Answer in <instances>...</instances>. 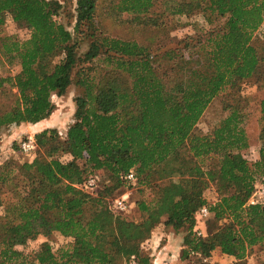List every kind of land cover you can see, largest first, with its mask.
<instances>
[{
	"label": "trees",
	"instance_id": "16d2710c",
	"mask_svg": "<svg viewBox=\"0 0 264 264\" xmlns=\"http://www.w3.org/2000/svg\"><path fill=\"white\" fill-rule=\"evenodd\" d=\"M112 1L113 13L132 14L144 23L156 2L182 14L186 0ZM190 1L204 16L224 19L222 25L197 39L184 38L173 50L153 53L99 32L97 0L76 1L72 32L54 19L61 9L58 0H0V27L9 13L29 31L23 41L1 39L4 56L17 59L20 72L0 79V97L13 98L10 104H0V129L46 120L53 111L50 98L66 93L79 64L97 62L103 73L95 83L85 69L77 70L75 84L83 93L74 99L73 123L64 141L53 129L36 134L43 148L31 163L19 165L21 179H16L10 162L0 167V195L24 187L19 201L0 220V264H151L140 245L150 242L151 231L164 216L165 227L187 233L184 259L217 252L241 261L248 250L264 244V205L247 204L256 180L264 184V139L258 159L247 161L242 153L250 142L235 108L209 133L195 129L220 93L247 79L264 84V57L251 45L264 22V0ZM76 38L89 40L82 56ZM56 56L59 61L44 69ZM259 109L264 129V100ZM65 152L71 158L63 163L58 156ZM160 165L171 175L185 172L190 181L184 186L171 182L166 189L157 185L153 204H139L147 216L139 224L124 222L102 207L100 197L73 184L78 177L85 182L107 171L106 189L136 186L152 180ZM130 172L134 183L124 179ZM211 182L217 183L218 197L209 204L203 191ZM201 208L212 216L205 237L195 235ZM54 232L72 240L57 255L47 244L28 255L16 249Z\"/></svg>",
	"mask_w": 264,
	"mask_h": 264
},
{
	"label": "rangeland",
	"instance_id": "374dc122",
	"mask_svg": "<svg viewBox=\"0 0 264 264\" xmlns=\"http://www.w3.org/2000/svg\"><path fill=\"white\" fill-rule=\"evenodd\" d=\"M58 1L61 4V9L54 19L65 26L68 31L72 32L75 24L77 0ZM112 3V0H97L95 25L98 31L108 37L136 42L153 53L173 50L184 38L193 37L197 39L208 30L220 27L224 21V19L220 17L204 16L199 11V6L190 0H186L183 4L182 14H175L169 10L162 1L156 2L150 13L146 14L145 18L148 19V21H143L144 23L141 22V17L137 18L132 14L113 13ZM206 17L210 18V22L207 21ZM153 22L157 24H151ZM3 37L23 41L28 39L29 31L26 28L18 26L13 21L11 14H4V23L0 27V79L7 77L13 78L20 72V66L17 59L8 60L7 57L4 56V52L1 48V39ZM77 39L79 38L75 40ZM88 42L89 40L87 39L81 41L77 40L78 55L82 56L87 52ZM251 45L264 57V22L254 33ZM59 59L60 57L58 56L49 58L43 64V68H49L57 63ZM97 66V62L79 64L72 73L74 83L67 89L66 93L60 97L53 95L50 98L53 111L47 119L52 121L54 126L45 130H56L60 141H64L65 133L73 123L75 112L74 99L83 93V89L75 84L78 79L77 70L81 68L85 69V73L89 74L94 82L97 83L103 76L102 71H100ZM3 87L8 89L12 94L17 93L16 89L10 88L7 84H4ZM4 99L5 97H0V104L3 103ZM11 100H13V98H6L4 102L10 104L12 102ZM262 100H264V84L262 82H257L255 79H247L238 82L232 89L220 93L211 101L195 126L196 132L201 134L209 133L220 121L229 115L232 108L237 109L241 119V126L250 142V147L243 151L242 154L247 161L253 163L258 159L259 147L261 141L264 139V129H262V124L260 122L259 109ZM32 125L35 124L23 123L18 126L11 125L0 129V167L6 162H10L16 174V179H18L17 176L19 179L22 178V176L17 173L19 165L31 163L35 157V153L42 151L43 148V144H40V142L35 139V135L44 130L40 131L39 129L36 134H33L30 128ZM27 141H33L35 146V150L31 155H26L20 148L21 144ZM70 158V155L66 152L58 156L59 161L63 163L68 162ZM205 164H207V162ZM108 177L109 173L107 171L97 172L95 175L96 185L92 190L86 189L83 185L84 181H81L79 177L73 181V184L75 187L81 188L85 193L93 197H100L102 207L107 211H109L108 207L115 198L126 195L125 197L129 204V212L120 215V217L124 222L134 224H139L146 220L147 216L140 212L139 204L143 203L146 204V206L153 204L157 198V190L155 189L157 185L160 188L166 189L171 182H179L181 186H184L190 181L185 172L177 176L171 175L164 170L162 165L155 169L152 180H149L148 183L143 180L141 184L136 186L125 185L115 189L110 188L108 190L105 188ZM259 180L258 178L255 183L257 187L261 186ZM23 192V184H20L19 187L14 190V193L10 190L1 193L0 220L5 216L6 211L19 201ZM203 197L209 204L216 201L218 197L216 182L209 183L208 187L203 191ZM165 219V216L162 217L160 223L151 231L149 237L150 242L140 245L143 256L147 257L150 263L152 260L149 256L152 251L149 248L151 240L156 241L155 245H157V247H163L169 241L168 237L161 236L163 233H166L168 235H181L175 244L176 249L180 247V251L178 261L171 262V255H175V249L163 253H161V249H155L156 251L158 250L156 254L157 258L159 257L163 264H167V260L170 261L169 264H264V244L256 245L248 250L245 258L241 261H237L233 257L221 255L217 252H212L205 258H181L182 251L187 248V233L184 229H180L176 232L170 227H165L163 225ZM211 219L212 216L210 213L205 218H200L196 214L195 235L197 237H205L210 234L212 229ZM115 243L117 244L116 241ZM42 244L49 245L51 252L57 255L61 249L68 248L72 244V240L64 238L60 234L54 232L47 237L39 235L33 240L27 241L23 246L17 245L16 249L28 255L37 252ZM172 246L174 245L172 244ZM147 264H149V262H147Z\"/></svg>",
	"mask_w": 264,
	"mask_h": 264
},
{
	"label": "built area",
	"instance_id": "2783aa9c",
	"mask_svg": "<svg viewBox=\"0 0 264 264\" xmlns=\"http://www.w3.org/2000/svg\"><path fill=\"white\" fill-rule=\"evenodd\" d=\"M20 148H21V151L25 153L26 155H31L35 150L33 141L23 142ZM124 179L127 180L128 182H133V183L136 181V178L132 172L128 173L124 177ZM95 180H96L95 178L88 179L87 181L83 183L84 187L88 190H92L96 185ZM125 196L126 195H121L115 198L112 201V203L109 205L108 212L116 214V215H122L124 213H128L129 204ZM247 204L250 206L264 205V184L259 187L255 186V189L253 193L251 194V196L249 197ZM208 214L209 213L206 208H201L197 213L198 217L200 218H205L208 216ZM130 264H136V262L132 260L130 261Z\"/></svg>",
	"mask_w": 264,
	"mask_h": 264
},
{
	"label": "crops",
	"instance_id": "0c3cea01",
	"mask_svg": "<svg viewBox=\"0 0 264 264\" xmlns=\"http://www.w3.org/2000/svg\"><path fill=\"white\" fill-rule=\"evenodd\" d=\"M54 125L52 124V121H50L49 119H46L42 122H39L38 124H35V125H32L30 126L31 130H32V133L33 134H36V132L40 129L41 130H45V129H48V128H52ZM33 128V129H32ZM161 236H165V237H168L169 238V241L167 242V244L163 247H157L156 244V241L155 240H151V243L149 245V248L152 250L151 253H150V257L152 258L151 260V264H163L161 262V259H159V257L157 258L156 254H157V251L155 249H161V253L163 252H169L171 251L172 249H175L174 253L175 255H171V259L170 260L171 262H174V261H178V257H179V251H180V247L178 249H176V242L179 240V238L181 237V235H168L166 233H163ZM172 244L174 246H172ZM156 256V257H155ZM167 260V264H169V262ZM165 264V263H164Z\"/></svg>",
	"mask_w": 264,
	"mask_h": 264
}]
</instances>
